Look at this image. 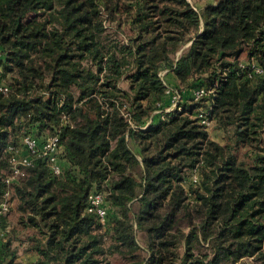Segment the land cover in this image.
I'll list each match as a JSON object with an SVG mask.
<instances>
[{
	"label": "trees",
	"instance_id": "1",
	"mask_svg": "<svg viewBox=\"0 0 264 264\" xmlns=\"http://www.w3.org/2000/svg\"><path fill=\"white\" fill-rule=\"evenodd\" d=\"M199 1L0 0V197L11 188L0 264H24L19 228L32 230L31 264H113L116 253L123 264H264V73L251 70L264 66V0ZM107 20L124 22L128 41ZM163 70L182 95L174 111ZM203 85L234 144L200 121ZM26 134L58 136L61 170L33 154L8 185L9 146ZM191 169L202 179L188 190Z\"/></svg>",
	"mask_w": 264,
	"mask_h": 264
},
{
	"label": "rangeland",
	"instance_id": "2",
	"mask_svg": "<svg viewBox=\"0 0 264 264\" xmlns=\"http://www.w3.org/2000/svg\"><path fill=\"white\" fill-rule=\"evenodd\" d=\"M214 0H201L199 1L200 4H204L205 2H212ZM125 19V18H124ZM107 26L109 27V30L114 31L115 33V37H118L122 42L123 41H128V37H126V33H130V30L128 28V26L123 22V29L117 28V24L115 22L114 26H110V22L107 20L106 21ZM190 43L185 44L184 47H182L179 51L178 54L180 55L183 50L189 45ZM242 57H245L244 55ZM241 64L242 65H248V61L245 60H241ZM247 67V66H246ZM250 73V71H248ZM253 72V71H252ZM251 72V73H252ZM162 75L165 79V81L167 82L166 84L170 86V84H168L167 81V71L164 72V70L162 71ZM178 83V82H177ZM121 85L123 87H127V81H122ZM172 87V86H171ZM199 88H197L198 91L204 90L203 94H202V98L203 100L199 102L198 107H201L205 110H208L210 112V108L212 107L213 104V97L212 94L213 92H211V90H209L208 88H206V86H198ZM173 95V94H172ZM201 99V98H200ZM173 103L169 106L166 107L165 111H174L177 109V106L175 107L176 103L174 102V96H173ZM210 104V106H209ZM178 105V104H177ZM156 113H160L162 112L161 110H156ZM167 113L162 112V117H171V116H167ZM208 131H209V135L212 139L218 140L223 144H234L235 142V136H234V132H233V128H228V129H224L222 127H219V125L217 123H215L214 121H211V123L209 125H207ZM262 136L264 137V127H263V132H262ZM260 142V141H259ZM263 143V142H262ZM255 144H257V142H255ZM247 148L246 147H242L240 150V155L249 160L251 157L250 156H246V152H247ZM202 179V175L200 174L199 170L196 169H191L187 172L185 178H184V184L186 186V188L188 190L191 189L192 186H195L197 184L200 183ZM11 190V188H10ZM16 199L15 197H12V211L11 213H9V215H7V219L12 223L15 224L14 222H16L17 219V213L16 210H14V207L16 205ZM135 208L137 207V203H134ZM116 212L112 213V216L115 217ZM106 223V220H105ZM102 223L103 224V229L106 230L109 227V222L108 223ZM110 225H111V220H110ZM13 226V225H12ZM20 232L18 233L17 237L13 238V247H17L18 249V255L19 258L23 261L24 264H31L36 258H37V254L33 251H29L28 250V234L32 232V230H26V231H22L21 228ZM137 238L138 241L140 242V244L142 245V248L144 250L141 251V255L143 257H146L147 255H149L148 253V249H147V244L144 241V234L141 231H138L137 233ZM12 236V235H11ZM109 239L107 241V243H109ZM248 261H251L252 258L248 257L246 258ZM125 258L123 255H121L120 253H116L114 255L111 256V261L113 264H123L125 261Z\"/></svg>",
	"mask_w": 264,
	"mask_h": 264
},
{
	"label": "built area",
	"instance_id": "3",
	"mask_svg": "<svg viewBox=\"0 0 264 264\" xmlns=\"http://www.w3.org/2000/svg\"><path fill=\"white\" fill-rule=\"evenodd\" d=\"M245 66V65H244ZM251 70L255 73H264V66L251 64ZM167 70H164L166 72ZM162 73V72H161ZM163 74V73H162ZM252 74V73H251ZM0 89L7 91L8 87L4 84H0ZM168 92H171L174 96V102L177 106L179 100L181 99V93L173 89L171 86H168ZM204 90L196 91L197 96L202 95ZM209 111L203 108H200L198 112V116L200 117V121L209 125L211 123V119L209 118ZM21 143L23 146L30 151L28 155H23L22 150L23 146L20 148L18 145H10L9 151L11 153V162L13 168V175L9 176L6 181L8 185H11L15 180L21 175L25 174V170L23 166L29 165L32 163V155L37 154L38 156L48 157L49 162L52 167L59 172L61 170V166L57 162V156L60 151V145L58 143V136H47L44 139L43 144L40 145V142L37 137L32 134H26L22 137ZM11 195L10 188L6 189L3 195L0 197V214L7 212L9 209L8 198ZM104 196L100 192H94L90 195V205L89 210H96L99 214V217L102 222H105L107 216V209L103 206Z\"/></svg>",
	"mask_w": 264,
	"mask_h": 264
},
{
	"label": "crops",
	"instance_id": "4",
	"mask_svg": "<svg viewBox=\"0 0 264 264\" xmlns=\"http://www.w3.org/2000/svg\"><path fill=\"white\" fill-rule=\"evenodd\" d=\"M167 81L172 85L177 84V79L173 72L170 71L167 73Z\"/></svg>",
	"mask_w": 264,
	"mask_h": 264
}]
</instances>
